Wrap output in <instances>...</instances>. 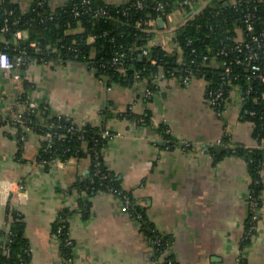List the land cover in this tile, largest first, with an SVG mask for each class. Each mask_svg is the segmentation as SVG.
<instances>
[{"label": "crops", "instance_id": "crops-1", "mask_svg": "<svg viewBox=\"0 0 264 264\" xmlns=\"http://www.w3.org/2000/svg\"><path fill=\"white\" fill-rule=\"evenodd\" d=\"M13 1L24 11L33 2ZM205 4L196 0L192 11ZM188 15L175 10L163 25L157 22L155 38L168 50L175 46L173 29ZM93 69L75 61H31L18 71L19 79L13 70L0 69V120L13 119L33 103L51 115L108 130L104 164L144 209L150 231L115 193L87 196L74 187L88 173L87 158L54 160L46 167L37 160L44 135L30 132L19 143L15 128L0 123V241L10 230V211H16L30 249L26 264H158L164 254L157 260L151 232L167 238L165 255L175 264H264V169L256 224L246 238L252 177L246 161L230 152L237 145L264 148V138L258 142L252 124L241 117L240 91L229 92L219 113L200 77L161 79L159 88L147 93V80L126 87ZM127 109L133 118L122 114ZM82 200L88 201L86 212ZM63 209L69 255L53 231Z\"/></svg>", "mask_w": 264, "mask_h": 264}, {"label": "trees", "instance_id": "trees-1", "mask_svg": "<svg viewBox=\"0 0 264 264\" xmlns=\"http://www.w3.org/2000/svg\"><path fill=\"white\" fill-rule=\"evenodd\" d=\"M183 1L127 0L115 5L105 0H68L52 7L49 0H33L29 10L24 11L13 0H0V35L4 37L0 39V52H5L11 60L18 55L25 58L13 71L18 72L31 61L46 64L75 61L111 75L116 83L126 87L147 80L151 92L159 88L161 79L200 77L206 82L208 100L212 92H221L223 100L212 105L217 111L223 108L229 92L236 87L243 98L241 117L252 124V135L261 142L264 138V0H237L235 4L231 0H212L193 11L196 0ZM175 10L189 15L173 29L175 46L168 50L155 38V33L159 18L166 21ZM248 13L251 17L246 21ZM19 30L25 32L24 37H15ZM150 40H153L151 45ZM144 47L148 48L145 54L142 53ZM119 54H122L121 61L114 63ZM251 64H257L259 69L252 70ZM160 70L162 78H158ZM18 100L22 103L25 99ZM40 107L44 113L28 105L17 110L21 123L14 118L0 120V123H9L15 128L19 143L30 132L44 135L37 160L46 167L54 160L87 158L88 173L78 179L74 187L87 196L104 190L122 199L127 197V208L134 216L140 215L145 230L151 229L144 209L131 193L122 189L104 164L108 138L101 135L104 128L78 124L69 116L51 115L48 108ZM41 113L43 120H40ZM122 114L134 117L130 109ZM164 128L162 126L161 130ZM230 152L246 161L252 177L249 200H255L258 208L264 148L237 145ZM80 205L86 212L88 201L82 200ZM67 213V209L61 210L53 225L65 255L70 254L72 246L65 220ZM253 213L251 210L245 222L246 238L256 224ZM10 214V230L0 241V264H26L30 249L24 222L18 212L10 211ZM149 236L157 260L164 254L159 264H175L172 255H165L169 245L167 238L157 232Z\"/></svg>", "mask_w": 264, "mask_h": 264}, {"label": "built area", "instance_id": "built-area-1", "mask_svg": "<svg viewBox=\"0 0 264 264\" xmlns=\"http://www.w3.org/2000/svg\"><path fill=\"white\" fill-rule=\"evenodd\" d=\"M212 0H206V3L207 2H211ZM215 1V0H214ZM218 1V0H217ZM232 2H233V4H235V3H237V0H231ZM183 2H188L187 0H184ZM162 5L161 4H159V7H161ZM192 7H193V5H192ZM250 17H251V15L248 13L247 15H246V21H249V19H250ZM152 23V22H151ZM153 24V23H152ZM25 36V32L24 31H22V30H19V31H17L16 33H15V37L16 38H22V37H24ZM237 40H240V39H237ZM32 44H34V42L32 43ZM147 51H148V48L147 47H144L143 49H142V53L143 54H145V53H147ZM21 53H24V51H21ZM121 56H122V54H119V55H117L115 58H114V63H119L120 61H121ZM25 62V58L22 56V55H18L16 58H15V60H11L10 58H9V56L5 53V52H0V69H2V70H13V68H14V66L15 65H20V64H22V63H24ZM211 63H213V62H211ZM251 69L252 70H257V69H259V66L257 65V64H251ZM13 76H14V78L15 79H19V73L17 72V71H14V73H13ZM162 76H163V72H162V70H160L159 71V74H158V78H162ZM184 79L185 80H189L188 78H187V76H185L184 77ZM262 79H263V81H264V75L262 76ZM146 91H147V93H150L151 91L147 88L146 89ZM241 98H242V96H241ZM243 99V98H242ZM219 100H223V97H222V95H221V92H212L211 93V99L209 100V102L211 103V105H213V104H215L216 102H218ZM30 106H34V104L33 103H30ZM219 113L221 112V110L220 111H218ZM14 121H16V122H22V120H21V118H20V115H16L15 117H14ZM49 134H47V136H48ZM101 135H102V137H107L108 135H109V131L108 130H106V129H104L102 132H101ZM123 201H124V203L128 206V204H129V200L127 199V197H123V199H122ZM249 204H250V206H251V208L254 210V211H256V208H257V202L255 201V200H253V199H250L249 200ZM138 217H140V215H138ZM256 217H257V215L255 214V213H253V215H252V219L253 220H255L256 219ZM159 264V263H158Z\"/></svg>", "mask_w": 264, "mask_h": 264}, {"label": "water", "instance_id": "water-1", "mask_svg": "<svg viewBox=\"0 0 264 264\" xmlns=\"http://www.w3.org/2000/svg\"><path fill=\"white\" fill-rule=\"evenodd\" d=\"M158 21H159V24H160V25H163V20H162L161 18H159ZM93 71H94V72H98V69H97V68H94ZM100 76H101L102 78H106V79H109V78H110L108 75H105V74H101ZM216 147H221V146H217V145H216ZM232 147H233V146H232Z\"/></svg>", "mask_w": 264, "mask_h": 264}]
</instances>
